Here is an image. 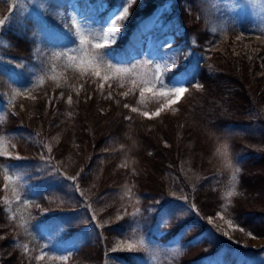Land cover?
<instances>
[{
  "label": "trees",
  "instance_id": "obj_1",
  "mask_svg": "<svg viewBox=\"0 0 264 264\" xmlns=\"http://www.w3.org/2000/svg\"><path fill=\"white\" fill-rule=\"evenodd\" d=\"M69 1L0 0V264H260L209 221L264 238V196L248 206L264 183L252 173L264 168V19L214 8L226 0H134L113 46L69 61ZM165 6L173 61L160 78L186 92L147 115L170 94L138 44ZM233 67L255 70L252 91L231 83ZM119 241L133 247L113 252Z\"/></svg>",
  "mask_w": 264,
  "mask_h": 264
},
{
  "label": "rangeland",
  "instance_id": "obj_2",
  "mask_svg": "<svg viewBox=\"0 0 264 264\" xmlns=\"http://www.w3.org/2000/svg\"><path fill=\"white\" fill-rule=\"evenodd\" d=\"M84 1L86 2L82 6L77 4L76 0H70L68 3V10H67L68 19L73 28L75 38L77 42H79V45L75 49L73 50L66 49L67 51L65 50L63 52L65 59L69 58V61L77 60V57L75 56L87 55L86 50L88 48V45H92L96 47L97 44H100L103 45L104 48L105 47L109 48L113 46L126 31V27L128 25L127 21L130 17L129 6L134 0H125L122 6H111L109 2L105 0H100V2H98L96 7L89 4L88 0H84ZM262 3H264V0H239V3L238 0H226L224 2V6L222 3L215 4L214 8H217L218 10H222V9L226 10L225 8L228 9L238 8L242 14V17L246 15V16H250L254 20L256 19L263 20L264 8L263 9L260 8ZM124 8H128L126 19L122 21L119 27L118 35L115 38V42L109 45L108 41L103 39V34L107 30V27L109 26L111 20L119 13L120 10L122 11ZM47 9H51V8L45 7V5L43 4H40L38 7V10L40 12L42 11L46 12ZM217 9L214 12H217L218 11ZM163 12L164 13L170 12V8L165 6V9H160L159 12L153 18V22H152L153 24L151 26L152 31L150 30V32L138 44L140 56L141 58H143V59H139L138 62L150 61L155 64V65L150 64L151 65L150 67L153 68L155 71L153 86L157 87L156 90L158 91V93L170 94L169 95L170 99L164 102L163 104H161L159 107L155 108L152 112H147V115L157 114L161 110L168 108L170 105L176 102L178 99L176 98L175 94L172 91H170V89L184 87L182 79H176L172 83L166 85L164 80L160 78L161 73L163 71V67H162L163 64L161 61H166V65L169 67H171L173 61L172 55L167 56L161 50L169 47L170 44L174 41V38L171 34H166L164 32H161V30L166 28L165 24L167 20L166 16H161V13ZM214 12H210V13H214ZM153 33H156L157 35L154 36ZM81 40L84 41L83 45L80 43ZM238 40L240 42V47L242 49H245L252 41L249 33L240 34L238 36ZM57 53L58 55L61 56L60 51H56L55 55ZM105 55L109 57L111 55V50L108 49ZM73 57H75L76 59ZM133 58L136 59L137 58L136 55H134ZM80 59L85 61H97V58H93L91 56L85 59L82 58ZM142 73H146V70L144 68H142ZM229 73H230L229 76L231 77V83L235 84L236 81V83L238 82L239 85L247 91H252L251 89L255 87L254 86L256 85L255 83L259 81L257 78L255 79V76L257 77L255 70L252 71L250 67H245L243 68V70L239 69V67L238 68L233 67L230 68ZM106 78L107 76L103 75V78L101 80H105ZM252 79L256 82H253ZM87 138L90 139V142H92L93 139H95L93 136L92 137L88 136ZM195 146L204 147L205 143L201 138L197 137ZM190 150H193L195 154L197 152L192 147L190 148ZM161 154L163 157L167 156L165 152H162ZM155 162H157V160L153 159V160H149L147 164L151 165L152 163ZM256 172L259 174L258 176L259 180H261V182L264 181V168L261 167L258 170H254L252 173H256ZM261 186H264V183H260L259 185L254 187L253 194L250 198V201L248 202V206L251 209H256L258 204H260L262 196H264ZM210 220L213 223L220 226V228L223 230V233L234 243L243 246L245 249L250 250L249 254L237 255L239 259L244 260V258H248L254 262L264 263V238H258L253 235H249L245 233L241 228L234 226L228 220L222 218V216L219 214L210 217ZM132 246L133 245L131 243L122 242V243H117V245L113 248H115V250L118 251V250L131 249Z\"/></svg>",
  "mask_w": 264,
  "mask_h": 264
},
{
  "label": "snow or ice",
  "instance_id": "obj_3",
  "mask_svg": "<svg viewBox=\"0 0 264 264\" xmlns=\"http://www.w3.org/2000/svg\"><path fill=\"white\" fill-rule=\"evenodd\" d=\"M127 13H128V8H124L122 11L120 10L119 13L109 23L107 30L103 34V39L108 41L109 45H111L112 43L115 42V38L118 35L119 27H120L122 21L124 19H126ZM3 24H4V21L0 20V25H3ZM80 43L83 45L84 41L81 40ZM96 47L101 48V47H103V45L97 44ZM117 70L119 71V69H117ZM148 83H153V81L150 80V81H148ZM197 87H199V85H197ZM170 91H172L175 94L176 98L179 99L186 92V88L179 87V88H175V89H170ZM125 107H127V105H125ZM132 111L135 112L136 109L132 108ZM209 222H211V221H209Z\"/></svg>",
  "mask_w": 264,
  "mask_h": 264
}]
</instances>
